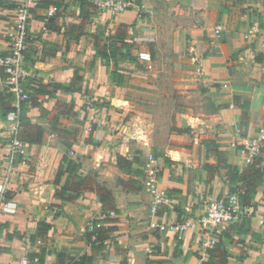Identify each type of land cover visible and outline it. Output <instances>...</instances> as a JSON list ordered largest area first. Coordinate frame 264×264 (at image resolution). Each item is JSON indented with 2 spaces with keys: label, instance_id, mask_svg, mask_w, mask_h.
Instances as JSON below:
<instances>
[{
  "label": "crops",
  "instance_id": "crops-1",
  "mask_svg": "<svg viewBox=\"0 0 264 264\" xmlns=\"http://www.w3.org/2000/svg\"><path fill=\"white\" fill-rule=\"evenodd\" d=\"M36 1L29 14L24 85L69 88L49 86L51 97L41 94L38 105L27 102L21 108L22 118L39 126L42 135L30 142L32 129L21 134L27 156L25 163L15 164L4 194L14 210L0 214V264H17L22 257L38 264L29 255L40 251L44 264H57L61 251L68 257L92 254L94 264H264V225L259 223L264 219V148L257 167L241 152L245 138L264 131V0H132L118 14L88 8L82 0ZM16 2L0 0V57ZM160 3L196 16L195 26L176 34L189 30L192 35L186 56L195 62V77L211 101L210 110L198 104L168 109L165 123L154 107L135 102L154 104L163 93L134 91L136 79L117 71L123 50L116 65L99 54L115 43L112 37L121 29L130 47L143 37L155 39ZM145 6L150 14L139 18L138 8ZM217 25L219 38L213 34ZM254 25L256 32L249 33ZM181 72L177 80L187 74ZM147 85L155 88L154 82ZM10 106L0 65V182ZM216 150L226 153L240 179L217 167ZM148 153L157 160L166 196L155 207L142 184L141 155ZM65 154L79 164L80 178L65 173L55 182ZM252 175L259 180L246 198L249 206H242L244 214L212 232L194 226L177 238L171 224L197 219L213 199L244 193L251 187L244 177ZM107 192L110 199L103 201ZM40 221L51 228L37 235ZM97 221L106 228V239L100 250H92L88 233Z\"/></svg>",
  "mask_w": 264,
  "mask_h": 264
},
{
  "label": "built area",
  "instance_id": "built-area-1",
  "mask_svg": "<svg viewBox=\"0 0 264 264\" xmlns=\"http://www.w3.org/2000/svg\"><path fill=\"white\" fill-rule=\"evenodd\" d=\"M93 5L97 10H107L111 13H120L133 5L132 0H92ZM37 4L36 0H17L15 7L12 10L11 24L6 35L7 48L5 53L0 57V65L4 72V81L7 90L11 96V106L6 111L5 119L7 121L8 143L5 154L6 164L4 167V175L0 182V214L5 211H13L9 203L4 201L7 184L13 168L16 163H25L27 150L26 144L21 138L22 130V115L21 107L29 98L25 90L24 78L26 71L24 68L25 51L27 39L29 36L28 22L30 8ZM56 10L53 7L49 10L51 15ZM48 21V18L45 19ZM254 25L248 30L249 33H255ZM215 38H219L221 34L220 25L213 29ZM139 59L149 62L151 55L148 52H139ZM150 66V65H149ZM264 148V131H260L245 138L241 143V152L244 160L251 163L253 158L260 155ZM142 184L151 196L154 207L165 201L166 196L160 188L158 182L159 166L157 160L152 153L146 155L143 165ZM245 208L239 204L235 194H230L227 197L213 199L209 201L204 213L195 220H187L179 223L171 224V227L176 231L177 238L181 239L183 233L188 229L198 226L200 229L212 232L222 224H228L244 214ZM259 223L264 225V219H260ZM95 226H100L97 221ZM93 227V225H92ZM91 227V229H92ZM210 244H214L212 239ZM17 264H29L26 257H22Z\"/></svg>",
  "mask_w": 264,
  "mask_h": 264
},
{
  "label": "rangeland",
  "instance_id": "rangeland-1",
  "mask_svg": "<svg viewBox=\"0 0 264 264\" xmlns=\"http://www.w3.org/2000/svg\"><path fill=\"white\" fill-rule=\"evenodd\" d=\"M156 6L159 11L158 13H163L161 14L162 16H156V20L154 21V25L159 27L157 37L155 39H152L150 36L143 37L140 38V41L138 40V43L132 41L131 47L127 50H123L124 54L118 61L117 66L119 68H117V71L120 73L124 71L123 75H129L136 79L138 83L137 86L133 85V90L137 87V89L142 92L153 90L163 93L164 99L155 100L154 104V100L149 99L135 102L140 106L154 107L159 119L165 123L168 111L178 105L198 104L201 105L203 109L210 110L211 101L204 95L205 86L199 84L198 79L195 77V62L190 61L189 59L191 58L186 56L189 55L188 51L191 47L192 35L189 30L182 35L176 34L180 28L188 29L195 26L197 24L196 16L186 13L180 14L177 12V5H172L170 3H160ZM149 14L150 12L146 6L138 8L137 15L139 18H145L149 16ZM131 26L134 28L135 24ZM133 30L135 31V28ZM108 39L110 40V36H108ZM141 51L150 53L151 61L149 64H151V67L140 61L139 52ZM183 59H186L188 62H184ZM178 61L182 62L180 68L174 66V63ZM180 70H185L187 73L184 74L183 80H177L180 77L179 75L183 73ZM179 81L182 82L180 83ZM153 82L155 88L148 87L147 84L151 85ZM179 91L184 92L187 98H179ZM167 95L173 98L168 99ZM146 155L147 154L141 155V158L144 157L143 165ZM120 173L122 174L123 172L121 171Z\"/></svg>",
  "mask_w": 264,
  "mask_h": 264
},
{
  "label": "trees",
  "instance_id": "trees-1",
  "mask_svg": "<svg viewBox=\"0 0 264 264\" xmlns=\"http://www.w3.org/2000/svg\"><path fill=\"white\" fill-rule=\"evenodd\" d=\"M82 2L88 8L95 7L93 5L92 0H82ZM15 5L16 4L13 5V8L15 7ZM122 26L126 27L125 25H122ZM126 37H127L126 30H124V29H121L120 31L118 30L116 35H114L112 37L113 40L115 41V43L110 42V43H108V45H104V47H102V49L99 51L100 56L102 58H105L106 60H109V61L113 60L114 65H116L117 60L119 58L118 56H120L119 50L122 51V50H127L130 48L129 43H127L125 41ZM49 86L53 87L54 90L60 89V88H69V87H63V86L57 85V84H43L41 82L37 83V85L31 89H28L25 86V90L27 91L29 98L26 102H24L22 104V106L27 102H30L31 105H38L39 102L37 100V96H39L41 94H43L46 97H51L52 92L47 89ZM73 88L74 87H72V84H71V90ZM10 98H11V96H10ZM244 103L245 102L242 103V109L247 110V106L244 105ZM22 120H23V122H22L21 134L24 130L32 129L30 138L28 139L25 137V139H28L30 142H39L41 140V135H42L41 128L39 126L34 125V124H28V122L25 121L23 118H22ZM259 156L260 155L255 156L253 158L252 162L248 163V165H250L252 167H257L258 163L261 161ZM216 157H217L216 165L218 168H225L227 170V172H233L234 174H236L237 178H239V179L241 178L240 175H238L236 167L233 166L232 164H230L228 162V160L226 159V153L225 152L216 150ZM78 168H79L78 163L73 161L66 154L63 155L62 162L59 165V168H58L57 173H56L55 182H59L60 176H62L65 173L69 174V176L73 175L75 177H78V175H77ZM138 174H141V173H138ZM141 176H143V170H142ZM78 178H80V177H78ZM244 179H246V182H248V184H250L251 187L247 188L244 191V193L240 192L239 190H235V192L237 193L239 204L241 207L242 206H249L250 201H248L247 199L248 198L250 199L252 197L254 190H255V186L259 180V177H257L256 175H252L250 177L249 176L244 177ZM81 181H83V178L81 179ZM81 184H82V182L80 183V185ZM63 188H66V186H64ZM101 199L103 201L109 200L110 199L109 193L107 192L106 195H104L102 193ZM50 228H51L50 223H47L46 221H40L38 223L37 235L43 234L44 232H46ZM92 236H94V239H91ZM88 237L90 239L91 249L92 250H100L104 246V240L106 239V228H104L102 226L97 227L94 225L92 227L91 231L88 233ZM29 256L31 259H32V257H37L38 264H44L42 251H40L39 253H30ZM57 264H94V256L92 254L82 253L77 257H73V256L68 257L64 251H61L58 253Z\"/></svg>",
  "mask_w": 264,
  "mask_h": 264
}]
</instances>
